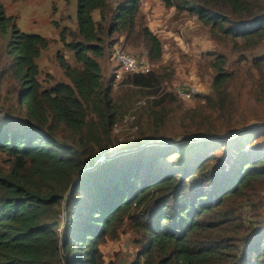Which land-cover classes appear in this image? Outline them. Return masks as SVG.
<instances>
[{"label":"trees","instance_id":"16d2710c","mask_svg":"<svg viewBox=\"0 0 264 264\" xmlns=\"http://www.w3.org/2000/svg\"><path fill=\"white\" fill-rule=\"evenodd\" d=\"M160 1L233 51L264 42V0ZM140 4L77 0L76 30L59 37L80 66L57 52L67 80L42 87L36 59L49 40L19 30L0 1V32L10 34L0 76L18 81L24 110L14 119L0 105V264H105L102 244L124 227L138 245L131 264H264V147L251 142L264 123L238 120L224 54L209 62L211 92L192 105L164 85L172 71L127 73L120 86L145 102L131 115L136 137L110 151L126 106L99 59L118 39L150 62L163 55ZM248 68V92L264 100V53Z\"/></svg>","mask_w":264,"mask_h":264},{"label":"rangeland","instance_id":"374dc122","mask_svg":"<svg viewBox=\"0 0 264 264\" xmlns=\"http://www.w3.org/2000/svg\"><path fill=\"white\" fill-rule=\"evenodd\" d=\"M4 7V12L12 18L11 23L15 24L19 30L28 33H38L49 40V45L42 50L40 56L36 59L39 67L38 79L42 87H49L59 80H67L63 75L61 68L56 60V53L60 52L65 56L72 66H80L74 59L73 53L63 47L59 33L62 28H68V33L76 30V2L77 0H0ZM114 6L117 0H108ZM161 7L162 10H158ZM140 7H142L140 5ZM157 8V9H156ZM168 7L158 1L156 3L143 4L140 15L156 20V17L162 15L164 11L168 13ZM148 15V14H147ZM168 15V14H166ZM93 17L98 18V12L94 11ZM140 17V16H139ZM158 17V18H159ZM141 20H143L141 18ZM154 20V19H153ZM157 22V25L162 23ZM164 24V44L163 55L155 63L149 62L150 69L160 71L167 69L173 72L171 80L164 83L167 89L175 90L182 86H195L197 93L189 100H183L185 105H192L197 95H206L211 92V82L214 76L209 62L214 53H222L226 56L227 68L231 70V80L229 88L233 90V98L237 105L238 120L245 119L248 125L264 123V100L255 98L248 92L247 77L253 70H248L252 57L264 53V42L256 49L236 52L231 49L229 41L216 43L208 33V28L203 26L194 15L183 12L176 15L175 11ZM172 29V33L169 32ZM10 34L0 32V72L6 68L10 57L6 52V44ZM118 34L114 33L112 38L118 39ZM69 40L70 36H66ZM116 46L144 59H148L142 46L132 47L123 45L121 40H116ZM113 47L110 53L99 59L104 82H108L117 70V64L113 59ZM246 62H241L243 58ZM241 62V63H240ZM244 65V66H243ZM248 70V71H247ZM250 73V74H248ZM127 73H122L120 77L113 81V94L121 96L126 106V112L123 118L115 125L113 129L114 144L110 147L111 152L128 147L130 140H133L137 134V127L134 124L135 119L132 113L138 110L137 106L145 102L137 92V89L130 86H120V82ZM188 86V87H189ZM19 87L18 81L9 72L6 76H0V105L2 110L6 111L14 119L24 117V110L17 103L16 92ZM144 104V103H143ZM142 104V105H143ZM134 110V111H133ZM4 113V112H3ZM131 113V114H130ZM253 140V139H252ZM252 144L261 143L264 147V134L256 136ZM250 142V143H251ZM117 238L107 240L102 244V256L105 264H131L135 259L138 245L132 242L133 234L127 227L123 228Z\"/></svg>","mask_w":264,"mask_h":264},{"label":"built area","instance_id":"2783aa9c","mask_svg":"<svg viewBox=\"0 0 264 264\" xmlns=\"http://www.w3.org/2000/svg\"><path fill=\"white\" fill-rule=\"evenodd\" d=\"M113 59L118 66L115 72V80L122 73H147L150 71V64L147 59L129 53L119 46L114 47ZM176 93L183 99H190L197 93V89L195 86L178 87Z\"/></svg>","mask_w":264,"mask_h":264},{"label":"crops","instance_id":"0c3cea01","mask_svg":"<svg viewBox=\"0 0 264 264\" xmlns=\"http://www.w3.org/2000/svg\"><path fill=\"white\" fill-rule=\"evenodd\" d=\"M158 1H160V0H141V6L142 7H140V9L141 8H143V4H146V3H151V2H154V3H156V5H158ZM161 2V1H160ZM162 4V3H161ZM157 8H158V10H162V8L161 7H158L157 6ZM156 8V9H157ZM166 11H164L163 13H162V15H160V17L159 16H157L156 17V20H155V18L153 17V19L152 18H150L149 17V12L148 13H146V18H145V22H146V24H147V26L150 28V30L154 33V34H156L161 40H162V38L164 37V31L166 32V30L167 29H164L163 28V26H164V24H167L166 22H167V20L170 18V16H171V14L174 12V10L173 9H169L167 12L168 13H165ZM148 14V15H147ZM166 14H168V15H166ZM159 17V18H158ZM156 21H158V22H162V23H160V26H159V24L157 25V22ZM174 30L172 29V27H171V30L169 31V32H173Z\"/></svg>","mask_w":264,"mask_h":264},{"label":"water","instance_id":"95a60500","mask_svg":"<svg viewBox=\"0 0 264 264\" xmlns=\"http://www.w3.org/2000/svg\"><path fill=\"white\" fill-rule=\"evenodd\" d=\"M256 125H258V124H251V125H249V126H256Z\"/></svg>","mask_w":264,"mask_h":264}]
</instances>
